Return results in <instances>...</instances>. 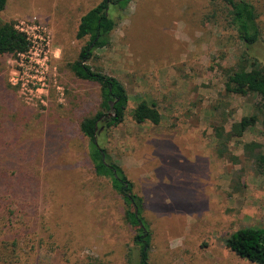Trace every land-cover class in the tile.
Listing matches in <instances>:
<instances>
[{
    "label": "rangeland",
    "instance_id": "obj_1",
    "mask_svg": "<svg viewBox=\"0 0 264 264\" xmlns=\"http://www.w3.org/2000/svg\"><path fill=\"white\" fill-rule=\"evenodd\" d=\"M101 1L8 0L0 11V23L34 22L48 41L40 56L0 57V264H138L126 205L95 174L79 130L100 88L70 69L87 41L76 38L79 20ZM247 1L260 27L252 46L228 26L222 3L133 0L123 12L110 7V45L88 62L129 97L123 123L97 141L144 199L150 264H255L224 244L264 227V176L243 148L264 150V129L230 132L260 99L225 91L250 58L264 66V0ZM142 100L157 105L158 125L133 120Z\"/></svg>",
    "mask_w": 264,
    "mask_h": 264
},
{
    "label": "trees",
    "instance_id": "obj_2",
    "mask_svg": "<svg viewBox=\"0 0 264 264\" xmlns=\"http://www.w3.org/2000/svg\"><path fill=\"white\" fill-rule=\"evenodd\" d=\"M7 1L0 0V11L5 8ZM131 1L133 0H102L80 18L76 38L87 41L70 64V69L76 78L96 83L100 88L98 110L93 115L81 119L79 130L89 139V157L95 174L108 179L113 190L121 196L126 205L124 219L135 229L133 243L137 249L138 264H150L152 233L149 223L143 216L144 199L134 192L133 183L127 179L122 168L112 161L106 149L97 141V136L103 128L108 130L123 123L129 97L120 81L99 70H93L88 65V62L94 58L96 50L110 45L111 32L117 26L116 20L109 14L110 7L113 6L123 12ZM208 1L222 3L228 8L227 24L237 32L238 37L247 47L259 41L258 13L252 3L247 0ZM29 48L30 42L27 36L20 32L14 23H0V57L25 54ZM225 91L239 96L255 94L260 99L258 112L242 117L239 122L232 124L230 129L232 134L243 133L257 122H260L264 129V66L258 60L250 58L248 67L231 71L226 77ZM131 115L137 124L148 122L158 125L161 121L157 105L144 100L134 107ZM223 136L224 130L218 133L219 139L223 140ZM243 148L253 160L259 173L264 176V150H256L259 145L255 143L245 144ZM226 154L227 148L223 145L218 155L225 157ZM224 244L239 258L255 264H264V227L240 229L226 238Z\"/></svg>",
    "mask_w": 264,
    "mask_h": 264
},
{
    "label": "built area",
    "instance_id": "obj_3",
    "mask_svg": "<svg viewBox=\"0 0 264 264\" xmlns=\"http://www.w3.org/2000/svg\"><path fill=\"white\" fill-rule=\"evenodd\" d=\"M16 28L27 36L30 42V48L28 52H31L33 50V54H35L36 56H40L43 47L48 45V41H45V39L40 36V26L32 22L31 25L22 23L21 26H16ZM44 59L45 58H43L42 61H44Z\"/></svg>",
    "mask_w": 264,
    "mask_h": 264
}]
</instances>
